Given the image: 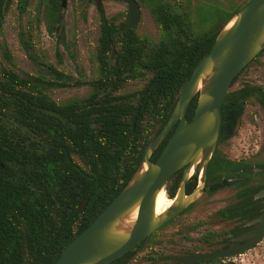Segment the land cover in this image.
<instances>
[{
	"label": "trees",
	"instance_id": "1",
	"mask_svg": "<svg viewBox=\"0 0 264 264\" xmlns=\"http://www.w3.org/2000/svg\"><path fill=\"white\" fill-rule=\"evenodd\" d=\"M27 1L18 0L21 10ZM10 2L0 0V19ZM47 3V17L53 21L61 7L58 0ZM151 3L163 32L159 40L139 35L128 27V20H108L97 2L101 19L98 73L88 82L91 90L83 98L64 102L51 98V88L87 83L67 81L54 66H49L54 79L0 66V264L56 263L65 247L129 183L193 69L237 10L198 33L188 12H177L166 2ZM5 56L9 58L7 53ZM134 79L143 81L142 85L122 91ZM229 100L226 95L221 135L232 130L236 118L230 117V111L239 102ZM196 102L197 96L189 103L187 120L192 118ZM174 128L154 151L153 162ZM180 176L181 170L171 176L169 197L175 195ZM197 182L195 173L186 192ZM221 186L212 185L211 190ZM238 197L231 208L219 212L221 218L245 222L257 214L252 191ZM134 251L110 264L128 262ZM223 260L204 262L237 264Z\"/></svg>",
	"mask_w": 264,
	"mask_h": 264
},
{
	"label": "rangeland",
	"instance_id": "2",
	"mask_svg": "<svg viewBox=\"0 0 264 264\" xmlns=\"http://www.w3.org/2000/svg\"><path fill=\"white\" fill-rule=\"evenodd\" d=\"M99 1L108 20L114 23L127 21L128 6L121 0H67V6L60 8L57 12L58 21L54 23L49 22L47 17L48 0H28L24 10L20 9L18 0H11L0 19V66L19 73L44 75L48 79H54L49 71V66H54L66 75L67 81L82 80L87 83L51 88L48 94L53 100L64 102L87 96L91 90L88 82L93 81L98 73L97 50L101 19L96 4ZM157 1L169 3L177 12H188L194 30L199 33L211 24L220 23L227 14L234 12L247 0ZM58 2L60 5V0ZM137 2L141 14L134 26L136 32L159 40L163 32L152 13L151 0ZM55 27H58L57 32ZM6 53L9 58H6ZM252 73L257 76L256 80L264 78V56L258 66L256 64L254 69L249 68L238 76L229 89V95L245 84V80H249ZM142 82L138 79L129 80L122 91L135 90ZM262 141V132L248 131L243 125L230 143L228 156L231 159L250 158L252 162H264V155H258ZM229 177L232 183L230 186L212 191L211 186L221 179V174L212 170L203 194L171 221L160 226L143 245L135 248L125 264H172L174 256L214 250L217 241L213 234L222 233L228 238L229 229L234 225L241 226L239 219L221 222L216 214L223 206L237 200V183L246 178L241 174ZM172 181L164 189L167 197ZM259 182L264 184V180L255 181ZM229 260L237 264H264V239L246 253L224 261Z\"/></svg>",
	"mask_w": 264,
	"mask_h": 264
},
{
	"label": "water",
	"instance_id": "3",
	"mask_svg": "<svg viewBox=\"0 0 264 264\" xmlns=\"http://www.w3.org/2000/svg\"><path fill=\"white\" fill-rule=\"evenodd\" d=\"M121 1L128 6V27L133 28L141 14L139 3L137 0ZM60 6L65 8L67 0H60ZM263 49L264 0H247L223 25L209 52L193 69L166 124L145 149L129 183L65 247L55 264H110L139 243L147 241L160 226L203 194L208 164L220 138L224 98L234 78ZM195 96L194 114L187 120L188 106ZM173 128L153 162L154 151ZM179 170L182 174L175 195L169 197L172 204L156 215L157 194L165 189L171 176ZM195 173L198 174L197 185L187 194V181ZM257 196H264V190ZM135 210L136 218L131 221L130 215ZM258 221L260 223L253 231L241 237H252L244 244H232L223 250L193 252L177 256L175 260L179 264H195L244 254L264 238V212L252 222Z\"/></svg>",
	"mask_w": 264,
	"mask_h": 264
},
{
	"label": "flooded vegetation",
	"instance_id": "4",
	"mask_svg": "<svg viewBox=\"0 0 264 264\" xmlns=\"http://www.w3.org/2000/svg\"><path fill=\"white\" fill-rule=\"evenodd\" d=\"M56 20L58 21L57 13L54 15L53 21H49V22L54 23V21ZM57 28L58 27L54 28L55 32L58 31ZM263 56H264V49L240 71V73L232 81L230 87L236 82L238 76L242 72L249 70V68L254 69L256 64L258 66V63ZM249 77L250 79L245 80V84H243L238 89L233 91L231 95H229V91L226 94V95H229L230 97L229 101L236 98L239 102L238 104L236 103V106L232 108L230 111V117L232 118L235 116L236 118H235V122H234L232 130L229 131L228 134H224V135L220 134L218 144L208 164L205 188H207L208 186L209 173L212 170L216 171V173L221 174V179L217 180L213 184V186L216 187L220 184H222V186L217 188V190L215 191L228 187L232 184L229 175H235V174L240 175L241 174L243 177H246V178H244V180L241 183H237L238 188L235 192L237 200L235 202H232L230 204L223 206L221 209L217 211L216 214L218 215L220 211L228 207L231 208L240 199L238 195L243 194L247 191L249 192L252 191V199L256 202V205L258 206V209H256L257 214H255L252 218H250L249 220L245 222L240 221L239 223L241 224V226L234 225V227L229 229L228 238L224 237L222 233L213 234L216 236L217 244L215 245V248L212 251L226 249L232 244H244L245 242L250 240L252 237H246L242 239L241 237L253 231L259 225L260 223L259 221L258 222H252V221L260 217L262 213L264 212V196H260V197L257 196L259 192L264 190V184H262L263 182L255 183L256 180L257 181L264 180V162L263 161L252 162L250 161V158L246 160L231 159L228 156L230 143L235 138V136L239 134L243 125L247 127L248 131L262 132L263 141L260 147L258 148V152L260 153L258 155L259 156L264 155L263 154L264 153V78L262 77L261 79L256 80L257 76H255L253 73ZM223 105H224V101H223L222 106ZM175 174H173L172 176H174ZM181 174H182V170H181ZM190 179L191 177L189 178V180ZM179 180L180 178L178 179L177 184ZM189 180L187 181V184ZM187 184H186V187H187ZM186 193L188 194V192ZM218 218L221 222H231L235 220L234 217L233 218L232 217L231 218H221L219 215H218ZM142 243L144 244V242H141L138 245H136L134 248H139L140 245H142ZM197 252H200V251H197ZM182 255H186V254H182ZM178 256H181V255H178ZM175 257L177 256L173 257L174 261L172 264H179V261H176ZM123 262L126 263V260L121 261L119 264H122Z\"/></svg>",
	"mask_w": 264,
	"mask_h": 264
},
{
	"label": "bare ground",
	"instance_id": "5",
	"mask_svg": "<svg viewBox=\"0 0 264 264\" xmlns=\"http://www.w3.org/2000/svg\"><path fill=\"white\" fill-rule=\"evenodd\" d=\"M231 23L229 24V26ZM173 200L167 197L164 193V190H161L156 196V204H155V213L159 215L163 213L171 204ZM136 218V210L133 211L130 215V220H134Z\"/></svg>",
	"mask_w": 264,
	"mask_h": 264
}]
</instances>
